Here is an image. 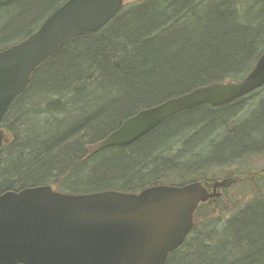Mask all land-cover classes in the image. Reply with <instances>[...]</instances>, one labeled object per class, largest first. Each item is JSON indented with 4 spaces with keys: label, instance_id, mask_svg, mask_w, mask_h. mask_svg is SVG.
Listing matches in <instances>:
<instances>
[{
    "label": "trees",
    "instance_id": "1",
    "mask_svg": "<svg viewBox=\"0 0 264 264\" xmlns=\"http://www.w3.org/2000/svg\"><path fill=\"white\" fill-rule=\"evenodd\" d=\"M67 1L0 0V51L27 39ZM263 54L264 0L126 5L98 33L72 40L39 67L9 110L1 124L9 143L0 150V195L47 185L67 194H135L242 177L199 209L167 264H264V174L246 177L264 171V87L219 108L177 114L131 146L98 150L143 110L214 83L241 82ZM10 114L19 124L53 117L29 119L50 136L23 139L25 158L12 147L13 126L5 127Z\"/></svg>",
    "mask_w": 264,
    "mask_h": 264
},
{
    "label": "water",
    "instance_id": "2",
    "mask_svg": "<svg viewBox=\"0 0 264 264\" xmlns=\"http://www.w3.org/2000/svg\"><path fill=\"white\" fill-rule=\"evenodd\" d=\"M124 8L125 0H68L31 36L0 51V123L39 67L72 40L98 33ZM262 87L264 54L241 82L214 83L143 110L98 150L131 146L177 114L203 105L219 108ZM6 142L0 130V150ZM241 178L160 185L135 194H67L49 185L5 192L0 264H167L191 235L199 209Z\"/></svg>",
    "mask_w": 264,
    "mask_h": 264
},
{
    "label": "rangeland",
    "instance_id": "3",
    "mask_svg": "<svg viewBox=\"0 0 264 264\" xmlns=\"http://www.w3.org/2000/svg\"><path fill=\"white\" fill-rule=\"evenodd\" d=\"M140 1H142V0H126V5H128L130 7V6L135 5L136 3L140 2ZM255 108H263V102L262 101L261 102H257L255 104ZM53 116H54V118H56L55 115H53ZM14 118L10 114V117H8L7 122L5 123V127L7 128V126H9V125H12L13 126V127L10 126L11 128H14L13 130L15 131V132L12 131V135L14 136L13 142H12L13 143V146L12 147L17 146V147H15V148H17L16 151H19V154H18L17 157L25 158V154H24L25 152L23 151L20 154V150H19V149H24V147L21 145L23 139H25L26 137L32 138L34 136H39L43 132H44V136H42L44 138L43 140L48 139V137L50 136L49 135V130L45 129L47 131H43L42 132V129L41 128H45L46 127L45 125L42 126V127H40V125H39V127L35 128V125L33 123H30L29 122V119L36 118L35 119L36 122H34L35 124L36 123H42V124H44V121L46 119H47L46 121L51 122L48 119H51L53 117H51V116H49V117L43 116V118L40 119L39 117L37 118V117L31 115L30 117H28L29 118L28 120L25 118L24 120H22L20 122V124L17 121L19 118L16 119V120ZM249 118H250V115L248 116V120H249ZM16 159H19V158H16ZM74 182L80 183L78 181H74ZM68 183H70L72 185V182H68ZM68 183H67V185H68Z\"/></svg>",
    "mask_w": 264,
    "mask_h": 264
},
{
    "label": "bare ground",
    "instance_id": "4",
    "mask_svg": "<svg viewBox=\"0 0 264 264\" xmlns=\"http://www.w3.org/2000/svg\"><path fill=\"white\" fill-rule=\"evenodd\" d=\"M89 35H90V34H89ZM17 44H18V43H17ZM15 45H16V44H15ZM138 114H139V113H138ZM138 114H137V115H138ZM134 117H135V116H134ZM132 118H133V117H132ZM130 119H131V118H130ZM128 120H129V119H128ZM110 135H111V134H110ZM110 135H109V136H110ZM109 136H108V137H109ZM108 137H107V138H108Z\"/></svg>",
    "mask_w": 264,
    "mask_h": 264
}]
</instances>
